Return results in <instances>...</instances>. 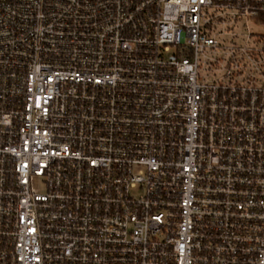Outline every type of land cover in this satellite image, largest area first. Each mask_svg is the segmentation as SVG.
<instances>
[{"label": "built area", "instance_id": "built-area-1", "mask_svg": "<svg viewBox=\"0 0 264 264\" xmlns=\"http://www.w3.org/2000/svg\"><path fill=\"white\" fill-rule=\"evenodd\" d=\"M0 264H264V0H0Z\"/></svg>", "mask_w": 264, "mask_h": 264}]
</instances>
